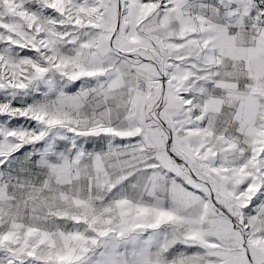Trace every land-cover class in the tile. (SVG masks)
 I'll use <instances>...</instances> for the list:
<instances>
[{
	"label": "snow or ice",
	"instance_id": "obj_1",
	"mask_svg": "<svg viewBox=\"0 0 264 264\" xmlns=\"http://www.w3.org/2000/svg\"><path fill=\"white\" fill-rule=\"evenodd\" d=\"M0 264H264V0H0Z\"/></svg>",
	"mask_w": 264,
	"mask_h": 264
}]
</instances>
